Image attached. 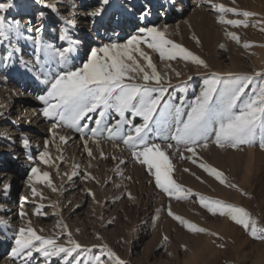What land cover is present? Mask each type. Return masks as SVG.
I'll use <instances>...</instances> for the list:
<instances>
[{
  "label": "rangeland",
  "instance_id": "374dc122",
  "mask_svg": "<svg viewBox=\"0 0 264 264\" xmlns=\"http://www.w3.org/2000/svg\"><path fill=\"white\" fill-rule=\"evenodd\" d=\"M7 3L12 6L0 11V15L5 17V23L9 27L19 23L21 37L17 39L15 33H9L10 41L0 45V95H4L2 97L6 99L9 95L6 87L10 78L15 73L23 71L18 60L20 56L27 55L34 63L42 65L44 72L40 73L42 81L45 79V73L54 76L63 70L59 64V56L55 55L60 49L48 43L47 38H45L47 42L42 41L41 38L44 36L39 38L38 33L29 34L21 22L27 7L33 14H37L34 7L36 0H0V4ZM138 3L141 6L150 5L149 0H109V4L102 6L101 14L97 17V28L101 26V18L115 13L116 7L132 12ZM165 3L168 6V14L163 18L162 11L165 8L162 7ZM213 3L253 12L256 15L249 18L248 27L236 28L218 23L220 13L204 0H200L197 7H192L188 11L170 0L153 1V11H161L159 15L162 23L159 24V21L151 26L161 29L167 26L169 39L181 44L208 65L204 68L180 58L162 61L157 53H151V50L145 48L152 55L157 70L161 74L167 73L170 78L171 86L167 87L164 101L182 104L185 111L188 110V104L200 94L205 81L211 78L212 73L218 74L222 80L230 79L229 73L253 77V82L245 90L247 96L252 95L253 90L264 83L262 78L264 31L261 30L264 28V0H235L234 4L232 0H213ZM44 14L54 16V12L49 9ZM225 18L244 19L243 16L232 13H228ZM8 19L12 20L8 22ZM66 19L74 20L75 26L64 24L63 21L65 29L69 33H80L78 20ZM136 26L122 34L114 32L117 36L108 43L123 44L131 35L136 34L139 27L149 24ZM226 32H235L240 37V43L226 36ZM36 39L40 41L39 46L35 43ZM197 39L199 43L196 42ZM246 42L250 47L243 46ZM103 44L106 43H97L94 47L98 48ZM47 45H52L49 55L54 58L45 62L43 49ZM73 46L79 48L77 43ZM38 47L41 50L38 51ZM16 48H19V51H16ZM9 51H12L13 55L6 59ZM86 59L87 54L79 62L68 64V67L72 69L80 67ZM166 64H170L171 67H166ZM175 72H180V75L176 76ZM256 73H261L262 76L258 77ZM48 87L49 85H46L44 94ZM13 111L0 104V173L5 171L8 164H12L10 160L15 155L14 150L5 151L9 138L3 130L6 126L11 127L12 124L23 122V119L16 117L17 114L15 115ZM109 111L106 123L111 125L119 117L114 111ZM90 115L93 117L92 120L86 119L81 122L82 124L87 122L89 126L84 130L83 138L80 133L66 126L57 127L54 130L55 137H51L53 135L51 131V135L44 136L40 144H32L26 133L19 136L21 143L18 144L23 149L20 155L22 158L18 161L21 162L19 165L23 173L19 176L0 177V196L11 195L19 200L16 204L19 205L17 213L20 218L16 223L6 218V205L0 201V244L2 242L6 247V264H62L63 254L45 261L42 254L35 252L26 262L21 257L13 261L11 249L15 246L18 230L28 227L29 221L37 234L56 238L58 244L65 246H68V232H71L72 239L91 249L78 250L81 264H95V256L107 261V253L103 248L105 244L126 261V264H264V240L253 239L242 227L219 214L213 215L200 203V197L203 196L244 207L257 219L260 226H264V149L259 146L261 142L259 135L252 147L242 145L237 149L228 147L221 149L213 143L215 136L212 134L207 142L208 147L197 146L196 155L193 156L191 152L186 151L184 145H179L177 151L175 141L163 140V135L170 136L174 128L169 130L167 126L162 125L161 136L155 139V130L149 132L150 142L159 143L162 148L168 142L174 146L166 152L173 165L172 178L184 189L191 190L187 199L178 200L156 187L154 177L147 171L146 166L142 167L131 157L130 151L122 141H110L106 130L100 137L92 138L90 129L96 127L94 120L98 118V112ZM125 117L135 124L142 123L140 117L131 113H125ZM50 123L53 124V121L50 120ZM128 127L125 125V131ZM60 135L67 137V143L59 140ZM85 139L88 141V148L92 150L91 157L85 150ZM95 139H99V144L94 142ZM25 140L28 141L27 147L24 144ZM45 150L50 153L54 165L41 163L39 154ZM121 160L124 163H120ZM202 163L223 172L227 182L237 187L231 188L221 184L200 166ZM33 167H38L41 173H50L52 185L57 190L52 191L46 182L30 180ZM73 171L77 173L74 176ZM86 174H90L94 179L86 178ZM69 176H72L71 180ZM4 179L10 184L7 192L4 191L2 184ZM32 188L41 195L33 196ZM169 207L176 215L207 229V232H190L168 215ZM37 208L41 211L39 215L35 214ZM21 211L27 215L22 217ZM61 220L68 226L67 230L58 224ZM164 237L168 239L165 241Z\"/></svg>",
  "mask_w": 264,
  "mask_h": 264
},
{
  "label": "snow or ice",
  "instance_id": "6c2138e0",
  "mask_svg": "<svg viewBox=\"0 0 264 264\" xmlns=\"http://www.w3.org/2000/svg\"><path fill=\"white\" fill-rule=\"evenodd\" d=\"M204 2L210 4L215 11L220 13L217 21L220 24L246 28L249 26V18L256 15L253 12L240 11L235 7L228 8L223 4H215L213 0H204ZM232 2L234 4L235 0ZM101 3L107 5L109 0H101ZM11 6L10 3L0 4V11H5ZM48 7L54 13H58L55 5H48ZM101 11L97 10L92 15H100ZM228 13L243 16L244 19H226ZM60 18L66 24L75 26L74 20L66 19L63 16ZM257 23L261 22L257 21ZM261 30L264 31V28ZM9 33H15L16 38L19 39L21 37L20 25L16 23L9 27L5 23V17L0 15V45H3L5 41H10ZM225 35L240 43V37L235 32H226ZM66 38L65 35L60 36L61 40ZM193 39L196 38L193 37ZM196 42L199 43V40L197 39ZM35 43L39 46V39H36ZM243 46L248 48L250 44L246 42ZM221 47L223 48L224 45ZM145 48L151 50V53H157L162 61L180 58L204 68L208 67L203 59L181 44L169 39L167 26L163 29L156 26H144L139 27L136 34L131 35L123 44L106 43L98 48L90 49L86 62L74 69L68 67L69 48L56 52L55 55L59 56V64L63 70L54 76L45 73L43 83L49 87L46 94L38 96L37 99L45 105L41 109L42 115L53 121L52 129H50L53 132V137L56 135L54 130L57 127L66 126L80 133L83 138L84 130L89 126L87 122L83 124L81 122L86 119L92 120L93 117L90 113L98 112V118L94 120L96 127L90 129L92 138L100 137L106 130L107 138L110 141H122L126 149L130 151L131 157L142 167L146 166L147 171L154 177L157 188L169 197H175L178 200L187 199L191 190L184 189L172 178L173 165L166 152L167 149L174 147L173 144L168 142L162 148L161 144L149 141L148 133L155 130V139L161 136L162 125L167 126L169 130L174 128L170 136L163 135V140L175 141L177 151H179V145H184L186 151L191 152L193 156L196 155L197 146L208 147L207 142L212 134L215 136L213 143L221 149L226 147L237 149L242 145L252 147L259 135L261 138L259 146L264 149V83L254 89L252 95L247 96L245 90L253 82V77L229 73L230 79L222 80L218 74L212 73L211 78L205 81V86L200 94L188 104V110L185 111L182 104H170L164 101L167 87L171 86L170 78L167 73L161 74L157 70L152 55ZM15 50L19 51V48ZM37 50L41 49L38 47ZM43 50L46 57L45 62L54 58L49 55L52 45H47ZM12 55V51H9L6 59H10ZM37 62H39V57H37ZM166 67L170 68L171 65L166 64ZM173 71L175 70L173 69ZM175 75L179 76L180 72H175ZM256 76L261 77L262 74L256 73ZM137 81H142V83ZM166 84L167 86H165ZM162 101H164L163 107L161 106ZM109 110L114 111L119 117L111 125L106 123V118L110 115ZM125 113L140 117L142 123H133L132 120L125 117ZM125 125L129 126L126 131ZM59 140L62 143H67V137L63 135L59 136ZM94 142L99 144V139H95ZM24 144L27 147L28 141L25 140ZM47 145L48 142L45 143V149H47ZM84 146L91 157L93 153L88 148L87 139L84 140ZM181 157L183 158L182 153ZM113 158L115 159V157ZM39 159L43 164L54 165V160L47 150L39 154ZM120 163H124V161L121 160ZM200 166L221 184L231 188L237 187L235 184L228 183L224 173L216 168L203 163ZM31 173L30 180L46 182L52 191L57 190L52 185L50 173H41L38 167H33ZM76 174L73 171L72 175ZM68 178L71 180L72 176ZM86 178L94 179V177H90V174H86ZM9 188L10 184L5 183L4 191L7 192ZM32 194L33 196L41 195L35 188H32ZM200 203L213 215L219 214L242 227L253 239L264 240V226H260L257 219L244 207L203 196L200 197ZM35 214H41L39 208L36 209ZM20 215L23 217L27 213L21 211ZM168 215L179 221L190 232H207V229L198 227L176 215L171 207L168 209ZM58 224L67 230L68 226L62 220L58 221ZM30 225L31 221H29L28 227L18 230L15 246L11 249L14 262L17 257H21L26 262L35 252L42 254L45 261L63 254L62 264H81L78 250H91L72 239L71 232H68V246H65L58 244L56 238L37 234V231ZM211 234L217 235V233ZM167 239L164 237L165 241ZM103 248L106 250L108 260L105 261L100 256H95V264H109V262L111 264H126V261L108 248L106 244L103 245Z\"/></svg>",
  "mask_w": 264,
  "mask_h": 264
},
{
  "label": "bare ground",
  "instance_id": "6f19581e",
  "mask_svg": "<svg viewBox=\"0 0 264 264\" xmlns=\"http://www.w3.org/2000/svg\"><path fill=\"white\" fill-rule=\"evenodd\" d=\"M153 1L154 0H149V6L147 4L141 6V4L138 3L132 12H128V10H124V8L116 7L115 13L108 14L106 17L103 16L101 18V26L97 28L96 20L98 19V15L94 16L92 13L103 8L101 0H36L34 7H36L37 14H33V11L27 7L21 22L29 34L38 33V37L44 36V38H41L42 41L47 42L45 38L49 39L48 43L54 44L60 51L69 48L70 51L67 54L68 64L71 65L79 62L97 43H108L109 40L115 38L117 35L114 34V32H119L120 34H122V32H129L137 27V24L148 23L149 26H151L159 21V24L162 23L160 18L161 15H159L161 11H153ZM170 1L176 2V4L183 6L184 10L188 11L192 7H197L200 0ZM48 5H55L58 9V13H54L52 17L44 14L46 10H52ZM143 7L144 9H141ZM167 7L166 3L162 7L165 8L162 11L163 18H166L168 14ZM148 12L151 14H148ZM13 13L15 14V11ZM42 13L45 15L44 17L41 15ZM145 13H147V15H144ZM61 16L77 19L80 33H69L65 31L66 26L64 27L62 24L64 20L60 18ZM11 20L12 19H8V22ZM61 35H65L67 38L61 40ZM75 43H77L79 48L73 46ZM18 60L23 71L15 73L12 78H10L9 85L6 87L9 92V95L7 94L8 98H3L2 96L4 95H0V104L6 105L14 110L13 113H15V115L17 114L16 117L23 119L22 124H12L11 127L6 126L3 130L4 133H6L5 135L9 138L5 151L14 150L15 152V155L11 158L12 160H10L12 164H8L5 171L0 173V177L5 178L12 175L19 176L23 173L19 165L21 162L18 161L19 158H22L20 155L23 149L22 146L18 144L21 143V141L19 142V136L21 137L26 133L32 144H40L44 136L48 134L51 135L50 129H52L50 120L45 118L41 112V109L45 105L37 99L38 96L45 95L44 89L46 84H44L41 79V74L44 73L42 71L43 67L41 68L42 65L40 66L38 63H34L27 55L20 56ZM34 82H36V85H34ZM21 119H19V121H21ZM51 137H53V135ZM5 183H8L7 179H4L2 184L4 185ZM0 201L6 205V218L16 223L20 218L19 213H17L19 205L16 204L19 200L14 199L11 195H3L0 196ZM5 253L6 247L1 242L0 264L7 263V256Z\"/></svg>",
  "mask_w": 264,
  "mask_h": 264
}]
</instances>
